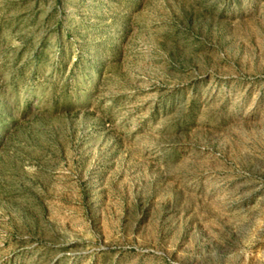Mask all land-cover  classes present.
I'll list each match as a JSON object with an SVG mask.
<instances>
[{
  "label": "rangeland",
  "instance_id": "1",
  "mask_svg": "<svg viewBox=\"0 0 264 264\" xmlns=\"http://www.w3.org/2000/svg\"><path fill=\"white\" fill-rule=\"evenodd\" d=\"M0 264H264V0H0Z\"/></svg>",
  "mask_w": 264,
  "mask_h": 264
}]
</instances>
